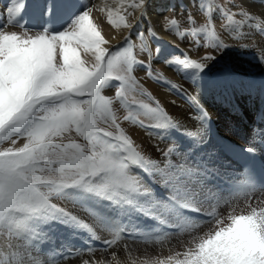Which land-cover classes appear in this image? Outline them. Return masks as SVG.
Wrapping results in <instances>:
<instances>
[{"label": "rangeland", "instance_id": "1", "mask_svg": "<svg viewBox=\"0 0 264 264\" xmlns=\"http://www.w3.org/2000/svg\"><path fill=\"white\" fill-rule=\"evenodd\" d=\"M167 1L168 4L161 13L164 16L162 25L166 33L173 38L172 42L160 38L151 24L146 28L145 24L139 20L136 28L134 27L126 37L116 43L117 45L113 44L108 48L110 53L129 56L130 65H121L120 76L123 77V80L115 77L107 78L102 82L100 88V95L111 103L106 113L96 117V127L102 131L93 133L96 137L95 147L97 151H103L106 143H111L113 146L121 143L114 140L112 136H104V131L113 135H119L122 132L131 141L135 153L143 158L142 163L127 162L128 168H130L127 172L135 178L139 189L138 192L131 194L135 203L128 204L123 201L117 203L119 198L108 199L81 187H70L62 189L58 193H52L49 196V203L55 205L56 209H64L68 212L70 205L63 198V193L74 189L85 191L97 200L94 206L97 207L96 213L93 216L89 214V209H84L87 212H84L87 217L84 218L85 221H80L78 218L75 221H67L63 217L53 218L56 215L55 210L51 214L41 212L29 216L17 213L7 225L0 222V264L6 261L7 264L14 263L15 258H18L10 253L9 246L14 241L23 248V251H28L26 256L30 264H111L112 261L104 253L107 250L100 248L103 235L96 233L95 230L100 229L99 223L107 228L110 222L114 221L118 228L117 235L122 238L123 245L128 251L123 257V261L117 262L118 264H177L178 260L184 259L183 254L189 249H194L202 239L214 234L219 227L227 226L231 222V216L246 213L241 210L243 205L246 206L245 203L238 204L241 207H238V210L235 209L236 211L233 213L229 211L230 208L225 209L227 211L224 212L220 209L218 199L211 197L213 191L210 188L212 185L209 183L210 179L206 180V177H211L209 168H213V164L216 163V145L212 143V140L209 141L208 135L210 134L206 127L201 125L207 119L200 110L199 103L194 102L190 95V92L194 90H192V85L177 82L174 76L165 71L163 64H156L155 60L165 57L164 63H179L185 67L190 77L200 76L214 80L221 75H227L234 80L237 70L232 69L231 65L233 52L241 54L237 59L240 58L244 62L243 58L247 59L257 55L251 44L247 43L251 40H246L244 37L247 35L245 29L250 23L251 16L240 0ZM8 2L9 0H0V8H4ZM51 2L43 4L42 0H30L28 9L33 7L34 11L32 9L30 14L28 11H22L23 17L20 15L19 18L26 17L27 20L25 22L16 21L17 26L9 25L8 30L11 29L17 34H22L24 28L32 32L47 30L50 33H58L64 31L71 23L61 29L54 26L56 18L61 15L58 10L60 3L58 0H55L54 3ZM158 5L160 9L159 0ZM54 8L56 9L54 10ZM38 10L43 12L38 14ZM80 14L82 13H77L73 20ZM5 17L10 20L8 15ZM143 17L145 18V16ZM21 24L24 27H21ZM3 26L5 25L3 24ZM7 28L4 30L6 31ZM212 57L214 59H210ZM193 61L204 64L206 67L200 71L192 65ZM136 72L143 76L145 79L143 82L139 76H136ZM113 80L117 81L119 85ZM155 81L169 84L173 92H177L174 97L178 100L177 107L182 106L181 109L186 114L187 120L189 119L191 129L188 126L182 127L173 120L156 100L152 90L143 85L149 83L155 88H161ZM108 83L113 88L108 87ZM193 94L195 93L193 92ZM87 98L82 97L81 99ZM210 105L212 108H216L215 104ZM214 111L219 117L217 109ZM223 116L224 118L229 117L226 113H223ZM193 121L197 122L196 127L193 126ZM212 123H215L214 119ZM116 125H119V129ZM140 126L152 128L153 135L141 129ZM129 127L136 131L128 132ZM72 132L76 136L73 139L62 138L63 143L75 142L87 145L88 148L92 147L93 142L86 141L74 130ZM136 132L140 133V137ZM190 132L195 135H188ZM222 133H225L230 139L235 138V136L230 137L229 132ZM138 139H144L147 142V145L155 152V160L148 159L147 153L137 144ZM15 140L16 143L13 144L7 138L0 139V151L8 148L17 149L27 142L26 137L23 136L15 137ZM144 140L142 141L144 142ZM124 154L126 155V153ZM159 165L162 168L161 173L156 169ZM141 176L144 177L145 182L139 179ZM87 179L94 181L92 177H87ZM145 183L147 186L148 184L153 186V190L145 191ZM157 188L164 194H158ZM41 190L47 191L43 186ZM79 205L83 204L79 202ZM182 207L216 216L213 221L207 224L194 223L186 218L181 210ZM90 210L93 212L92 209ZM71 216L73 215L71 214ZM166 226L176 227L178 233L169 234L170 238L152 236L151 230ZM170 242H172V246L174 244L176 247L166 251V254L154 257L153 254L158 253H152L150 249L154 251V248L164 247ZM4 246L7 249L3 248ZM136 248L142 249L145 256L133 255ZM129 249L132 250V253ZM173 250L174 252L170 253ZM55 254L56 256H54ZM57 255L59 259L56 258ZM92 255L96 256L93 258ZM97 261L98 263H96ZM116 261L115 259V263L112 264H117ZM18 262L20 261L18 260Z\"/></svg>", "mask_w": 264, "mask_h": 264}, {"label": "snow or ice", "instance_id": "2", "mask_svg": "<svg viewBox=\"0 0 264 264\" xmlns=\"http://www.w3.org/2000/svg\"><path fill=\"white\" fill-rule=\"evenodd\" d=\"M19 10V6L6 9L9 16ZM90 12L87 9L58 33L24 28L17 34L6 32L7 25L0 28V139L13 144L15 137L27 140L22 147L0 151V222L4 225L17 213L29 216L53 210V218L75 221L76 217L49 203L52 193L70 187L119 198L117 203H135L131 194L139 189L127 172V162L142 163L143 158L122 132L104 131V136L121 143H106L103 151L96 150L93 135L102 131L96 127V117L106 113L111 103L100 95L102 82L113 77L123 80L121 65L131 61L128 55L110 53L103 47L107 41ZM108 19L118 23L111 11ZM81 48L94 54L90 65L81 58ZM192 65L200 71L206 67L194 61ZM73 130L93 142L92 147L63 143L64 134ZM183 255L177 264H264V209L231 216L227 226L219 227Z\"/></svg>", "mask_w": 264, "mask_h": 264}, {"label": "bare ground", "instance_id": "3", "mask_svg": "<svg viewBox=\"0 0 264 264\" xmlns=\"http://www.w3.org/2000/svg\"><path fill=\"white\" fill-rule=\"evenodd\" d=\"M29 1L30 0H9V2L4 6V8H0V26H1V24L7 25V26L9 24V20L6 17L4 18L5 15L9 16V14L6 11V9L8 7L19 6V9H20L19 12L20 11L24 12V11H26L27 6L29 5L28 4ZM49 1H52L51 3H54L55 0H42V3L47 4ZM58 2L60 3V5L58 6L59 7L58 10L60 11L61 15H60V17L56 18V21L54 23V26L56 28L61 29L65 26H67L68 24L72 23L73 17L77 13H79V12L83 13L87 9H91L90 19L92 20L93 24L95 26H97V28L101 32L102 36L107 41V43L105 45H103V47H105L106 49H108L113 44L120 42L124 37H126L128 35V33L134 27L136 28V24L139 22V20L145 24L146 28L151 24L155 28V31L160 36V38L166 40L167 42H172V40H173V38L166 33V30H164V26L162 25V20L164 19V16H162L161 13L163 11V8H165L168 4L167 0H159L160 9H159V5H158V0H144V3L142 5L140 4V0H58ZM240 2L245 7V9L248 10V12L251 16V19L249 21L250 23L247 25V27L245 26L246 27L245 32L247 35L244 37L246 40L247 39L251 40L247 43L251 44L252 48L257 52V55L254 57L247 58V59L242 57L245 60V62H244L240 58L237 59V57L241 54H239L237 52L236 53L233 52L232 58H231V65H232V69L237 70V73L235 72L236 76L234 77V80H233V78H229L227 75H221L219 78H216L214 80L210 79V78H206V77H200V76L190 77L187 74V71L179 63H175V62L164 63L165 57H160L159 59L155 60L156 64H159V63L163 64L165 71H167L171 76H174L176 78L177 82H179V83L180 82L190 83L192 85V90L194 89L193 92L195 94H193V92H190V95H191L192 99L194 100V102L199 103L200 110L204 113V116L207 119L201 125L204 127L205 126H208V127L212 126L219 132L220 131L229 132L230 137L235 136V138L230 139V140H232V142H234L238 145L246 144L249 141H252V139H253L252 133H251V131H248V129L239 121L238 118H235V117H231V118L225 117L224 118V116H223L224 111H228V114L231 115V112L233 109L239 108L245 113L247 118H249V117L252 118V116L254 115V113L260 107V105L262 104V102L264 100V0H240ZM32 9H33V7H32ZM32 9H30V8L28 9V12H29L28 14H30ZM55 9L56 8H54V10ZM35 10H37V9H35ZM42 10H44V9H42ZM42 10H38L37 13L41 14L43 12ZM33 11H34V9H33ZM109 11H111V13H112V19L114 21L118 22L117 24L114 25L113 23L109 22V19H108ZM15 14L18 15V13H15ZM15 14L9 16L11 21H12V18L15 16ZM21 16L23 17L22 14H21ZM143 16H145V18ZM122 17H123V19H121ZM4 21H6V22H4ZM126 25H131V27H127ZM6 31L14 32V31H11V29L8 30V28ZM231 49H233V48H231ZM246 50H247V48H246ZM78 52H79L81 58L86 60L89 65L94 62V54L93 53L85 52L82 48L78 49ZM200 54H202V53H200ZM249 59H251V60H249ZM155 70L157 71L158 69H155ZM135 74H136V76L140 77V80L142 82L145 80L142 75H139L138 72H136ZM156 82H157V85L161 88H157V87L155 88L154 86H152L149 83L143 84V85L146 88L152 90L151 92L155 96L156 100L164 108V110L166 112H168V114L173 118V120L178 122L182 127L188 126L189 129H191V124L188 121L189 119L187 120L186 114L181 109L182 106L180 108L177 107L178 106V100L174 98V97H176L177 92H175L176 93L175 94L172 90V87L169 84L161 83L159 81H156ZM258 84H259V86L255 87ZM242 95H243V97H242ZM154 102H156V101H154ZM210 104H215L216 108H214V107L212 108V106ZM216 109L219 112V117L216 115V113L214 111ZM213 119L215 120L214 124L212 123ZM193 123H194L193 126L196 127L197 122L193 121ZM140 127L144 131H147V133L153 135V129L152 128L144 127V126H140ZM235 127H237L238 130H236ZM129 129H127L128 132H131V131L135 132L136 131L134 128L129 127ZM136 133H139V132H136ZM75 136H76V134H74L73 132H70V133H65V136H63V138L68 137L69 139H73ZM138 137H140V133L138 134ZM142 140H144V139H142ZM142 140L138 139L137 144H139L141 149L147 153V157L149 160H155L156 159V156L154 154L155 152L147 145V142L145 140H144V142ZM154 143H156V142H154ZM159 145H160V143H159ZM217 156H218L219 160H221L223 162V164L226 165L225 168H228L225 175L232 177V176L236 175L237 173H239V170L233 164H230L229 160L223 155V153L220 151V149H217ZM157 157H158V155H157ZM128 169H130V168H127V170ZM156 169L160 173L162 172L161 171L162 168L160 165ZM139 179H141V181L145 182L143 176H141V178H139ZM144 185H145V191H147L149 189L153 190V186H151L149 184L147 186L146 183ZM216 194L219 197L225 199L227 202H232L231 206H221L220 207L221 211H224V212L227 211V210H225L227 208L231 209V210H229V211H232L231 213L235 212L236 210H238L241 207L236 203H238V202L242 203V201L244 200V199L242 200V199H237V198H233V199L224 198L222 195H220L218 193H216ZM63 198L70 205L68 212H70L73 216L76 217V219L78 218L80 221H85L84 218H87L85 213H84V212H86L84 209H89V214H91L93 216H94V213H96L97 207H94V206L96 205L97 200L95 199V197L86 193L85 191L76 190V189L67 190L65 193H63ZM79 202H81L83 205H79ZM92 205H93V207H92ZM253 208H255L258 212L260 211V209H264V194L254 195V198L251 199V202L249 203V205L248 206L243 205L241 210H243V212H246L244 215H247V214H250L252 212ZM90 209H92L93 212ZM97 218H95V219H97ZM60 221H62V220H60ZM63 225H65V224H63ZM99 225H100V229H97L95 231H97L96 233H101L103 235L102 236L103 239H101V240H103V241H101V246L105 245V244H109V246L107 245L108 246L106 249L107 251L104 253H106L108 255L109 260L112 261L111 264L113 262L115 263V259L117 260L116 263L123 261V257L128 253V251H127V248H125L123 245L122 238H120L117 235L118 234V228L116 226V221L110 222V225L107 226V228L104 227L103 224L101 225L99 223ZM77 226H79V225H77ZM108 229H110V230H108ZM155 231L156 230L153 229L152 233ZM44 235H46V234H44ZM166 238H170V236L166 237ZM93 239H94V237H93ZM67 241H69V240H67ZM171 244H172V242H170L168 245H165L164 247L161 246L158 248H154V251H152L150 249V251L152 253L153 252L158 253V254H153L154 257L157 255H160V254H166V251H169V250L173 249V247H176V246H174V244H173V246ZM187 244H188V242H187ZM3 248L7 249L6 246H4ZM9 248L11 250V252H10L11 254L18 256V258H15L16 261L14 263L10 262L9 264H30V261L26 256V255H28L27 250L23 251V248L21 246H19L18 244H16L15 241L10 243ZM131 251L132 250H130V252ZM147 251H148V249H147ZM151 252H149V254H151ZM162 252H164V253H162ZM173 252H174V250L170 253H173ZM36 253H37V251H36ZM84 253H87V252H84ZM133 255H136L137 257L144 255L143 250L136 248ZM54 256H56V254ZM95 256L92 255L93 258ZM99 256H101V255L99 254ZM161 256H163V255H161ZM6 258H8V257H6ZM56 258L59 259L58 255ZM78 259H79V257H78ZM78 259H77V261H78ZM4 260H5V258H4ZM18 260L20 262H18ZM98 261L96 263H98ZM6 262L3 264H7ZM100 263H101V261H100Z\"/></svg>", "mask_w": 264, "mask_h": 264}]
</instances>
